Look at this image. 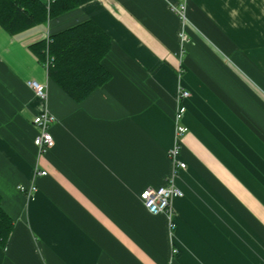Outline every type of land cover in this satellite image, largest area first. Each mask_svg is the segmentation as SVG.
I'll return each mask as SVG.
<instances>
[{
    "label": "crops",
    "instance_id": "obj_1",
    "mask_svg": "<svg viewBox=\"0 0 264 264\" xmlns=\"http://www.w3.org/2000/svg\"><path fill=\"white\" fill-rule=\"evenodd\" d=\"M177 3L90 0L22 33L0 27V204L13 221L0 264H264V0H189L185 24ZM85 20L110 37L111 76L75 102L28 46ZM180 88L184 168L169 157ZM45 109L55 144L39 153ZM171 179L173 227L140 197Z\"/></svg>",
    "mask_w": 264,
    "mask_h": 264
},
{
    "label": "trees",
    "instance_id": "obj_2",
    "mask_svg": "<svg viewBox=\"0 0 264 264\" xmlns=\"http://www.w3.org/2000/svg\"><path fill=\"white\" fill-rule=\"evenodd\" d=\"M90 0H0V27L15 35L41 26ZM110 37L92 20H85L28 46L42 64L48 58V76L71 99L80 102L110 79L102 60ZM1 201V197H0ZM13 230L12 219L0 204V247Z\"/></svg>",
    "mask_w": 264,
    "mask_h": 264
},
{
    "label": "built area",
    "instance_id": "obj_3",
    "mask_svg": "<svg viewBox=\"0 0 264 264\" xmlns=\"http://www.w3.org/2000/svg\"><path fill=\"white\" fill-rule=\"evenodd\" d=\"M189 0H178L176 5H172L173 11L180 17L181 21L185 24L187 23L186 7ZM50 59H46L43 63V67L47 70L50 65ZM27 86L31 89L33 96L38 100H45L46 98V87L45 84L36 80L28 79L26 81ZM189 96V91L180 88L176 98V110L174 114L175 120V142L172 148L169 150V157L173 161V164L177 165L178 168H184L185 163L178 160L177 157L180 153L181 137L186 132V127L182 123V117L185 113V105L183 103L184 99ZM53 120V116L48 110H43L37 113L32 121L38 128V133L33 139V144L35 145L39 153H44L51 149L54 144V138L50 132V124ZM45 170L37 169L35 171V176L46 175ZM24 191L28 198H31L36 191V186L33 184L30 187H20ZM181 195L180 190L175 186L172 179L161 185L159 187H147L141 194V201L147 211L151 214H165L168 221L169 227H173L172 221V206L171 200L174 196ZM175 252V249H173Z\"/></svg>",
    "mask_w": 264,
    "mask_h": 264
}]
</instances>
